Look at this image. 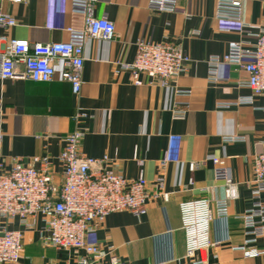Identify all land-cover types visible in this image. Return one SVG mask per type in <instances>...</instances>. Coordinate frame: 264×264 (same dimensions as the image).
I'll list each match as a JSON object with an SVG mask.
<instances>
[{"label": "crops", "instance_id": "crops-1", "mask_svg": "<svg viewBox=\"0 0 264 264\" xmlns=\"http://www.w3.org/2000/svg\"><path fill=\"white\" fill-rule=\"evenodd\" d=\"M148 2L98 1L96 16L112 20L116 34L112 40L87 41L78 95L61 79V65L51 82L0 80V168L48 155L54 178L60 181L64 137L82 132L83 154L107 156L110 166L126 178L145 176L151 190L163 176L170 194L168 200L150 199L147 212L140 216L113 212L88 234V241L105 250L103 264L114 260L118 264H192L186 258L180 202L225 195L223 184L215 178L213 158H220L237 185V197L230 201L229 216L211 225L214 246L208 251L209 261L264 264V254L246 257L237 249L247 240L242 215L253 205L254 158L264 151V95L255 96L252 104L237 102L252 95L247 70L221 63L220 79L214 82L209 79L208 62L212 55L226 54L235 42L256 43L255 34L264 24V0L247 1L245 25L219 18L217 0H179L178 11L151 10ZM71 5L72 0H0V13L16 20L8 29L0 26V36L6 41H66L67 27L80 20ZM140 40L181 44L191 58L187 70L168 85L144 74L137 84L123 65L134 62ZM4 225L23 231L24 249L17 264H69L84 256L82 250L44 243L41 218L35 228L27 229L19 217L0 215V227ZM256 246L264 250V236Z\"/></svg>", "mask_w": 264, "mask_h": 264}, {"label": "built area", "instance_id": "built-area-1", "mask_svg": "<svg viewBox=\"0 0 264 264\" xmlns=\"http://www.w3.org/2000/svg\"><path fill=\"white\" fill-rule=\"evenodd\" d=\"M14 3L28 0H2ZM99 0H72L71 12L80 20H73L67 27L68 39L58 42H30L28 39L12 38L6 41L0 36V80L21 78L34 82H51L62 66L60 77L69 82L74 94L83 86L82 69L84 50L91 38L112 40L116 27L107 16H96ZM179 0H149L148 6L156 11H178ZM248 0H217V16L245 25L244 10ZM16 25L15 18L0 13V26ZM256 35V43L235 42L223 56L212 55L209 62V79L218 81L221 63L243 66L249 73L248 86L252 95L242 96L237 102H254V97L264 95V24ZM191 58L177 42L153 43L140 40L132 64L123 67L132 72L137 84L141 75L157 80L161 85L187 70ZM18 66L22 69L18 70ZM221 104L220 107H227ZM83 133L74 131L65 135V145L60 153L64 170L60 181L52 173V158L48 155L34 156L29 164L17 161L10 169L0 168V215L5 218L19 217L25 228L32 229L42 219V239L58 249H77L84 256L77 263L103 264L105 250L87 240L105 218L119 211H131L143 215L150 199H169L164 177L159 176L154 189L141 175L126 178L111 160L104 156L95 158L81 152ZM238 139V138H232ZM164 164L166 161L163 162ZM215 178L224 186L223 197L187 199L180 202L181 220L186 235V258L192 264H211L208 251L214 246L211 225L215 219L229 216V204L237 197V185L232 180L229 167L220 158H213ZM194 167V165H193ZM253 205L243 215L244 246L237 248L246 257H257L264 250L256 246L264 236V151L253 162ZM213 203V206H212ZM24 234L7 226L0 227V263L17 264L24 249ZM114 260L112 264H118Z\"/></svg>", "mask_w": 264, "mask_h": 264}]
</instances>
